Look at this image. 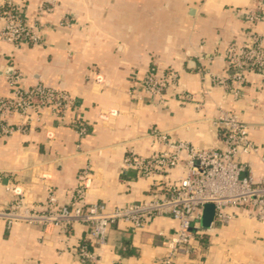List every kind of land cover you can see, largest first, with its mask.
I'll return each mask as SVG.
<instances>
[{"label": "crops", "instance_id": "obj_1", "mask_svg": "<svg viewBox=\"0 0 264 264\" xmlns=\"http://www.w3.org/2000/svg\"><path fill=\"white\" fill-rule=\"evenodd\" d=\"M15 1L29 24L41 26L44 45L14 47L0 41V97L9 92L6 72L12 59L24 87L41 82L71 92L79 105L70 115L87 123L90 132L80 138L46 114V128L0 138V207L13 200L15 189L38 208L49 189L59 203H68L86 168L87 205L103 202L112 211L144 203L150 200L153 181L123 168L124 157L130 150L151 155L158 148L149 138L153 130L197 147L222 148L223 137L212 122L219 106L251 125L250 140L258 151L241 161L255 178L264 175V80L247 72L241 94L234 98L232 90L212 85L205 75H228L226 51L234 47L243 52L251 45L252 32L264 36V19L246 21L257 1L58 0L52 12L42 8L49 0ZM65 15L68 25L61 24ZM152 65L160 75L176 71L180 89L193 100L178 99L173 90L157 105L149 96L129 95L131 77L141 79ZM97 76L104 81L97 82ZM205 89L210 93L203 95ZM181 175V169L174 170L170 179L176 182ZM177 228L170 216L150 217L136 231L129 223H114L98 250L100 264H158ZM195 232L194 252L175 264H264V224L247 211H236L226 224L214 211L211 225L200 223ZM83 243L93 248L82 223L65 231L24 222L8 226L0 219V264H81L74 249Z\"/></svg>", "mask_w": 264, "mask_h": 264}, {"label": "built area", "instance_id": "obj_2", "mask_svg": "<svg viewBox=\"0 0 264 264\" xmlns=\"http://www.w3.org/2000/svg\"><path fill=\"white\" fill-rule=\"evenodd\" d=\"M257 1L258 7L247 14L246 21L254 24L264 19V0ZM58 0L43 4L44 12H52ZM20 5L15 0H4L0 8V41L18 47L22 43L30 46H43L41 26L29 24L22 16ZM62 25L70 24L65 15ZM251 45L241 53L230 47L223 58L230 73L226 76L205 71L212 85L232 90L238 98L247 72H257L264 80V36L252 32ZM203 61V58H199ZM11 73L6 76L9 92L0 97V138H8L15 133L26 134L47 127L44 116L49 114L57 126L69 125L80 138L90 132V126L72 117L70 112L78 107L79 101L67 90L56 89L37 82L24 87L22 73L9 60ZM204 70V69H203ZM103 82L101 76L95 79ZM205 81V80H204ZM133 88L128 94L141 99L149 96L157 104L162 103L170 90L181 100L192 101L193 95L180 89L176 71L160 75L152 65L141 78L131 77ZM209 89L203 95L209 94ZM154 102V103H155ZM199 103V108L202 106ZM213 125L223 137L224 146L197 147L191 142L176 139L165 131L153 130L149 138L158 148L149 156L139 155L130 150L122 161L123 168L134 169L140 177L151 179L153 188L150 200L136 205L115 208L108 211L105 203H85L86 181L89 168L78 176V185L68 203H59L52 189L48 190L42 208L29 205L20 191L15 189V197L4 207H0V219L8 226L24 222L61 226L66 231L75 223L84 224L93 241L79 245L74 251L81 264H100L98 250L106 245L110 225L123 221L129 223L133 231L143 228L147 220L154 216H170L178 222L176 232L167 241V251L157 259L158 264H175L179 257H187L194 250L197 238L195 229L199 227L204 209L212 205L215 218L229 223L236 211H247L249 217L264 224V175L255 178L253 171L241 161L243 155L258 151L257 145L250 140L251 125L241 119L239 114L218 107ZM262 125L264 126V120ZM53 137L51 132L48 137ZM182 170L175 181L170 179L174 170Z\"/></svg>", "mask_w": 264, "mask_h": 264}, {"label": "water", "instance_id": "obj_3", "mask_svg": "<svg viewBox=\"0 0 264 264\" xmlns=\"http://www.w3.org/2000/svg\"><path fill=\"white\" fill-rule=\"evenodd\" d=\"M10 73H11V68H9V72L7 71L6 74H10ZM213 215H214V207L212 205H207L203 212L201 224L205 227L210 226L213 219Z\"/></svg>", "mask_w": 264, "mask_h": 264}]
</instances>
